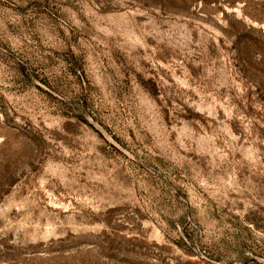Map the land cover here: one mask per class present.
I'll return each mask as SVG.
<instances>
[{
    "label": "rangeland",
    "instance_id": "374dc122",
    "mask_svg": "<svg viewBox=\"0 0 264 264\" xmlns=\"http://www.w3.org/2000/svg\"><path fill=\"white\" fill-rule=\"evenodd\" d=\"M0 264H264V0H0Z\"/></svg>",
    "mask_w": 264,
    "mask_h": 264
}]
</instances>
